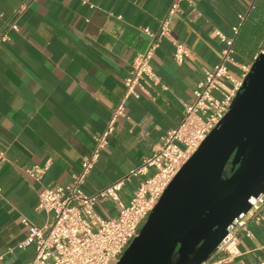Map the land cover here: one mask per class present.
<instances>
[{"label":"crops","instance_id":"0c3cea01","mask_svg":"<svg viewBox=\"0 0 264 264\" xmlns=\"http://www.w3.org/2000/svg\"><path fill=\"white\" fill-rule=\"evenodd\" d=\"M0 0V28L10 40L0 45V256L3 264H28L34 245L20 249L28 229L23 222L43 228L52 214L39 211V191L48 185H69L89 157L96 137L106 128L126 94L124 79L138 54L158 32L173 4V38L191 48L183 64L174 59V46L164 41L153 65L168 86L152 90L153 98L127 101L129 119L116 124L110 145L82 186L86 194L124 179L160 148L168 130L184 115L183 101L221 59L215 31L232 36L238 14L247 1L255 4L235 43V59L251 66L264 49V0ZM23 9L21 13L18 10ZM235 75L242 73L230 66ZM48 165L41 182L26 169ZM155 168L150 174L155 173ZM141 182L135 178L120 192L128 203ZM97 212L118 215L117 203L101 199ZM252 236L240 235L242 255L224 264L264 262V219L250 220ZM12 250V253H8ZM225 258V256H222Z\"/></svg>","mask_w":264,"mask_h":264},{"label":"built area","instance_id":"2783aa9c","mask_svg":"<svg viewBox=\"0 0 264 264\" xmlns=\"http://www.w3.org/2000/svg\"><path fill=\"white\" fill-rule=\"evenodd\" d=\"M84 3L88 1L84 0ZM246 3V12L239 13L238 22L232 26V36L215 31L222 45L220 62L214 68L205 70L204 78L193 92V99L182 102L183 118L178 126L167 131L160 148L140 166L132 169L124 179L98 190L95 194H86L82 186L108 149L116 124L123 118L129 119L127 101L131 98H153L152 90L157 86L169 89L162 83L153 65L156 52L162 43L166 40L173 43V55L178 64L185 63L191 55V48L173 38L172 18L180 11L178 3L173 4L158 32L144 29L152 38L151 43L145 52L135 57L130 73L124 79L125 98L114 109L105 130L96 137L95 147L83 161L80 173L69 185H48L39 191L37 209L52 214L51 224L39 228L23 218L28 232L17 247H36V256L28 264H117L120 261L174 178L228 114L244 85L253 64L240 65L236 61L235 43L255 8L253 2ZM23 9L17 13H21ZM10 29H18L17 23L0 28V45L10 40ZM230 66L239 67L242 73L233 74ZM5 160V152L0 150V164ZM152 168L156 171L151 175ZM47 170L48 165L34 166L25 171L31 179L41 182ZM135 178H141L140 185L126 203L121 199L120 192L127 182ZM1 192L0 187V194ZM101 199H111L117 203L116 217L104 218L97 212L96 208ZM250 203L251 210L236 220L228 235L203 264H224L225 261H234L242 255L239 247L240 235L251 237L250 220L264 219V194L251 197ZM8 253H12V250ZM4 259L5 256L1 255L0 264H3Z\"/></svg>","mask_w":264,"mask_h":264},{"label":"water","instance_id":"95a60500","mask_svg":"<svg viewBox=\"0 0 264 264\" xmlns=\"http://www.w3.org/2000/svg\"><path fill=\"white\" fill-rule=\"evenodd\" d=\"M231 162V170L226 169ZM264 194V49L117 264H203Z\"/></svg>","mask_w":264,"mask_h":264},{"label":"rangeland","instance_id":"374dc122","mask_svg":"<svg viewBox=\"0 0 264 264\" xmlns=\"http://www.w3.org/2000/svg\"><path fill=\"white\" fill-rule=\"evenodd\" d=\"M230 170H231V162H230V164L228 165V167L226 169V175L229 174ZM177 257H178V255L175 254L171 264H174L175 260H177Z\"/></svg>","mask_w":264,"mask_h":264}]
</instances>
